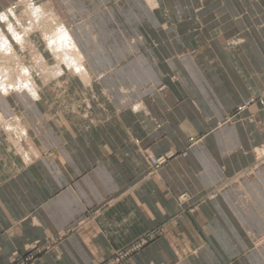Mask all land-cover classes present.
I'll list each match as a JSON object with an SVG mask.
<instances>
[{
	"label": "crops",
	"instance_id": "obj_1",
	"mask_svg": "<svg viewBox=\"0 0 264 264\" xmlns=\"http://www.w3.org/2000/svg\"><path fill=\"white\" fill-rule=\"evenodd\" d=\"M15 1L0 0V14ZM32 1L53 6L92 75L41 82L39 100L0 94V116L21 117L34 153L25 163L0 131V264L30 253L31 264H102L155 229L123 264H264V164L194 213L177 205L253 164L264 145V105L226 121L253 93L249 80L264 96L263 32L247 28L248 12L225 0L185 29L179 10L180 23L167 22L164 0ZM185 151L151 173L145 152Z\"/></svg>",
	"mask_w": 264,
	"mask_h": 264
},
{
	"label": "rangeland",
	"instance_id": "obj_2",
	"mask_svg": "<svg viewBox=\"0 0 264 264\" xmlns=\"http://www.w3.org/2000/svg\"><path fill=\"white\" fill-rule=\"evenodd\" d=\"M158 1H157V3L159 4ZM224 1L225 0H164L166 5H164L163 3H161V4H163L164 6H167V8H168L167 10L169 11V14H167V22H169V23L171 22L173 24H175V23L179 24L180 22H178L177 20H175V18H173V17H175L174 12L179 10V12H181L182 18L184 20V26L183 27L185 29H187V28H191V26H193V28H195V15L196 14L202 13V11L206 7H208L209 9L212 10L211 13L216 12L217 11L216 8L218 9L219 6H221L220 3L224 2ZM228 1H231L234 3H236V1H237L238 4H236V7L244 10L243 12H248V14L246 13V16L244 19L247 28L248 29L251 28V27H248L251 25H253L254 28L255 27L259 28L260 30H262L263 33L262 32L261 33L263 34V38H264V4L258 5L260 8V12L259 11L257 12V3L256 2L258 0H242V1L240 0L241 1L240 5H239V0H227V2H225L226 5L229 4ZM15 3H17V4L19 3V4L23 5V4L27 3V1L16 0ZM24 10H27V9H24ZM25 12L26 11L22 12L23 16L21 15V18L23 17L22 23L26 27L25 20H26L28 14ZM163 13L165 14L164 10H163ZM258 13L262 14V15L259 16ZM171 14H172V16H171ZM206 15H208V13ZM164 19H165V16H164ZM7 30L8 29L6 28V33L8 34V37L11 38L12 36ZM21 31L23 32V29L20 30V32ZM35 35H36V37H35L36 42H34V43H36L37 46L40 49H42V51L44 50V52H46V49H45L46 46L44 44L45 41L42 38V36H40L41 33L38 32ZM247 38L249 40H251V37H247ZM223 39L224 38H222V37H216V41L223 40ZM232 39L233 38H229V39L227 38L224 41L226 43H230V41ZM33 40H34V38H33ZM18 48H20V47H18ZM31 53L28 50V53H25L23 55V57L25 56L27 59L31 58L30 61L32 60V58L34 60V53H33V55ZM21 54H22V52H21ZM46 60L49 61V65L51 67H53L55 65L54 58L50 52L48 54L46 53ZM84 64L86 66V62ZM236 64H239V61ZM87 69H88V67H87ZM89 70H90V73L92 75V70L91 69H89ZM234 72L235 71L233 70V75H234ZM67 73H68V70H67ZM67 73H66V75H68ZM248 77L249 78L251 77L250 74H248ZM55 78L62 79L63 76L55 77ZM252 78H254V77H252ZM43 81H44V79L42 80V78H40L39 76L37 77V82H38V85H40V87L42 85L40 83ZM248 84L252 88L253 93L249 96V99L246 102H244L243 104H240L234 110L233 113H231L229 116H227V118H226L227 122H244V121H246L245 119L248 118V117L244 116V113L247 112L252 106L258 105V106L263 107L264 96L262 97V93L258 92V94H254V90H257V86L255 85V81L249 80ZM47 85H49V84H47ZM167 88H168L167 85H162L161 87H159L158 91H166ZM188 104H189V102H187V104L185 103L184 110L191 109V106ZM26 126L27 125L21 120V117H19L17 115H9L7 117L0 116V131H2V134L5 137L8 144L10 145L11 150L13 151L14 154L20 156L23 159V161L28 164V163L32 162V159L34 158V153L32 152L33 146L31 143L32 141H31V137L29 134V130L26 128ZM24 130L26 131V133L23 132ZM22 133H24L25 135ZM16 134H18V135H16ZM194 143H195V139L193 138V139H191V145H194ZM258 150L260 152H258ZM253 151L255 154V160H254L253 164H251L250 166H248V167L242 169L241 171L237 172L236 174H234V176H232L231 178L224 181L217 188L211 190L208 194L202 196L200 199H198L194 203H192L190 201V196L188 194H182L181 196H179L177 198V205H178L179 210L181 211V214L196 212V210L201 205L219 198L220 193L224 190L225 187L231 186L232 184H235V183H239L245 177L254 176L257 169L262 164H264V152H262V151H264V145H260L256 148H254ZM147 153L148 152H145V154H146L145 157L147 159V162H148L150 169H151V173L153 175L157 174L166 164H168V162L172 158L176 157L177 155H180V156H186L187 155L186 151L182 152L180 154L169 152L168 154H165V155L160 156V157H156V156H153V155L147 154ZM158 236H159V229L151 230L148 233H145L143 236L137 238L136 240H134L130 244H128V245L124 246L123 248L117 250L109 260L105 261L102 264H123V263L127 262L128 260H130L131 258H133L137 253L142 251L148 245L153 243L157 239ZM36 255H37V253H30V254L22 257L19 261H22L26 258L32 257V261L30 262V264H31L34 261V259L36 258ZM226 264H232V263L228 262Z\"/></svg>",
	"mask_w": 264,
	"mask_h": 264
},
{
	"label": "bare ground",
	"instance_id": "obj_3",
	"mask_svg": "<svg viewBox=\"0 0 264 264\" xmlns=\"http://www.w3.org/2000/svg\"><path fill=\"white\" fill-rule=\"evenodd\" d=\"M25 1L27 3L21 4V7H13L0 14V94L9 96L13 93H27L31 98L39 100L41 96L37 77L44 79L47 86L55 77L64 76L67 70L72 76L90 80V72L84 65L85 56L71 30L60 19L53 6L50 3L41 5L31 3L30 0ZM149 3L156 6L154 0H149ZM23 11L28 14L26 20L24 19L26 27L22 23L23 17L21 18ZM5 27L11 38L8 37ZM21 28L23 32H20ZM38 32L45 41L46 52L34 43L35 34ZM17 45L21 47L22 54L16 48ZM28 50L32 55L34 53V60L23 57ZM49 52L54 58L53 67L46 60V53ZM23 132L26 133L25 130Z\"/></svg>",
	"mask_w": 264,
	"mask_h": 264
},
{
	"label": "built area",
	"instance_id": "obj_4",
	"mask_svg": "<svg viewBox=\"0 0 264 264\" xmlns=\"http://www.w3.org/2000/svg\"><path fill=\"white\" fill-rule=\"evenodd\" d=\"M31 261H32V257H29L22 261H19L17 264H30Z\"/></svg>",
	"mask_w": 264,
	"mask_h": 264
}]
</instances>
